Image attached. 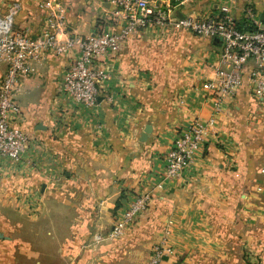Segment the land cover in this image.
Here are the masks:
<instances>
[{"label":"crops","instance_id":"crops-1","mask_svg":"<svg viewBox=\"0 0 264 264\" xmlns=\"http://www.w3.org/2000/svg\"><path fill=\"white\" fill-rule=\"evenodd\" d=\"M13 1L0 0V12ZM19 1L16 27L36 34L45 11ZM60 1L71 34L120 26L111 0ZM161 1L180 16L209 14L219 3ZM220 50L218 39L187 29L140 30L105 59L109 79L94 109L60 91L75 51L35 63L18 96L21 125L36 137L27 153L35 165L17 170L0 158V264H148L170 219L176 251L166 264H264V99L255 98L248 71L194 162L154 189L177 135L213 113L205 81ZM6 70L0 62V79ZM148 191L149 206L124 236L86 246Z\"/></svg>","mask_w":264,"mask_h":264},{"label":"built area","instance_id":"built-area-1","mask_svg":"<svg viewBox=\"0 0 264 264\" xmlns=\"http://www.w3.org/2000/svg\"><path fill=\"white\" fill-rule=\"evenodd\" d=\"M34 1L45 11L43 26L36 34L15 25L23 8L21 1L11 2L0 12V62L7 66L0 79V158L13 162L16 169L35 165L27 153L36 137L21 125L24 117L18 99L21 80L48 53L62 55L75 51V59L63 74L60 91L78 106L94 109L98 106L100 86L109 79L105 59L117 54L136 32L147 28H183L220 41L215 74L205 81L213 113L206 119L197 117L177 135L165 154V165L154 189H164L167 183L178 180L194 162L208 136L217 132V116L243 87L247 71L255 98L264 99V0L245 4L243 0H231L230 5L216 4L213 7L216 11L209 14L181 16L171 1L111 0L116 20L121 22L119 28L102 27L87 36L71 34L67 7L60 0ZM188 1L191 0H181ZM260 172L264 177V166ZM151 191L136 194L113 226L108 231L92 233L86 246L96 247L124 236L149 206ZM174 230L175 223L170 219L161 239L152 246L148 264H166V259L175 253Z\"/></svg>","mask_w":264,"mask_h":264},{"label":"rangeland","instance_id":"rangeland-1","mask_svg":"<svg viewBox=\"0 0 264 264\" xmlns=\"http://www.w3.org/2000/svg\"><path fill=\"white\" fill-rule=\"evenodd\" d=\"M244 1V4L246 2H249V0H243ZM252 1V0H251ZM220 6L221 5H224V4H228L230 5L231 4V0H219V3H218ZM214 7V6H213ZM212 11H216V9L214 10V8H212Z\"/></svg>","mask_w":264,"mask_h":264}]
</instances>
